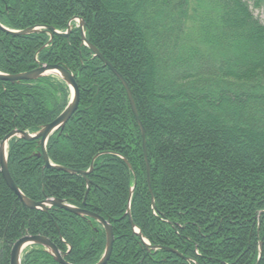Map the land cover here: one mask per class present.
Instances as JSON below:
<instances>
[{"label":"trees","instance_id":"16d2710c","mask_svg":"<svg viewBox=\"0 0 264 264\" xmlns=\"http://www.w3.org/2000/svg\"><path fill=\"white\" fill-rule=\"evenodd\" d=\"M75 17L131 92L154 206L123 85L82 46L75 27L68 38L51 39L47 31L15 37L0 30V73L58 65L74 76L78 107L46 153L60 167L92 166L87 191L81 176L44 169L36 141L14 138L7 167L20 192L109 220L115 240L107 264H255L260 240L264 264V25L242 0H0V25L9 30L64 32ZM68 98L67 86L52 76L0 82V141L13 130L36 133ZM133 184L130 214L141 235L190 262L148 250L132 233L122 216ZM24 235L48 238L69 264H95L105 246L103 230L89 218L24 208L0 173V264H9ZM21 264L57 263L33 246Z\"/></svg>","mask_w":264,"mask_h":264},{"label":"water","instance_id":"95a60500","mask_svg":"<svg viewBox=\"0 0 264 264\" xmlns=\"http://www.w3.org/2000/svg\"><path fill=\"white\" fill-rule=\"evenodd\" d=\"M73 21L78 23V28L80 30L81 34V44L87 47L90 52L98 58L106 67L109 68V70L119 79V81L122 83L123 88L126 92V96L129 102L130 109L132 111V114L135 118V121L140 129V134H141V140H142V154H143V159L145 163V172H146V185L148 192L150 194V200H151V205L152 207L154 206L153 203V197H152V190H151V184H150V168H149V163L146 155V148H145V131L144 128L139 120L131 92L123 80V78L116 72V70L112 67V65L104 59V57L98 52V50L92 46L90 43L87 42V40L84 37V22L80 18L73 19ZM45 29L49 32L50 37L53 35L60 36L63 38H68V35L70 34L71 26L67 27V30L65 33H60L54 30L51 27H44V26H35V27H29L25 30L21 31H11L8 30L0 25V30L8 35L19 37V36H26L30 34H36L42 32L41 30ZM56 76L60 80H62L69 88L70 92V98L69 101L64 108V110L58 115L57 118H55L52 122L49 124L44 125L41 127L38 132L29 134L27 132H22V131H11L9 134H7L0 142V173L2 175V178L4 182L6 183L7 187L13 192V194L17 197L21 205L29 210H41L43 212H47L48 208L50 207H55L60 210H63L67 213L73 214L75 216H80V217H85V218H90L94 221H96L103 229L104 235H105V247L103 254L101 258L98 260L96 264H107L111 254H112V249H113V244H114V235H113V230L112 227L109 223V220H105L102 217L88 212L87 210L81 209V208H76L69 206L65 204L63 201L54 199V200H43L39 202H34L28 198H26L15 186L13 183L7 169V163H6V156H7V145L8 142L13 139V138H19L23 141L26 142H31V141H36L37 146L40 148V156L42 157L43 160V168L45 169H52L55 171H60L66 174L70 175H78L81 176L82 178L85 179L86 183V188L87 191L89 189V182L86 179V176L92 171V166H90L88 172H82V171H75L71 169H67L64 167H60L57 165H52L49 161V158L46 153V144L48 139L58 130H62L65 126V124L72 118L73 114L75 113L78 104H79V89L78 86L76 85V82L74 80V77L72 74H70L66 69H64L61 66L58 65H44L40 66L32 71L29 72H24L20 74H15V75H5L0 73V82H8L10 84H15L19 83L21 81H35L39 78L47 77V76ZM99 155H96L93 159V161L98 157ZM124 163L127 165L128 169L131 170L130 165L128 162L123 159ZM134 186L130 189L129 195H128V202H127V208L126 212L122 216V219L126 218L130 229L132 230L133 234H135L141 241V243L148 248V250H166L170 253L175 254L179 258H182L183 260L190 262L189 259L182 257L178 252L175 250L169 249V248H163L160 246L156 247H150L148 243H146L144 237L141 235L140 231L136 226L133 224L131 215H130V210H129V202L130 198L133 192ZM84 205V203H83ZM264 215V211L260 212L259 216ZM259 223V222H258ZM36 245L43 247L46 253H48L56 262L57 264H68L66 261H64V255L60 254L57 248L55 247L54 244H52L48 239H46L43 236H24L18 239L12 246L9 254V264H21V255L22 252L29 246ZM262 246H263V241L260 240L258 242V257L257 261L255 264H259L261 255H262Z\"/></svg>","mask_w":264,"mask_h":264},{"label":"rangeland","instance_id":"374dc122","mask_svg":"<svg viewBox=\"0 0 264 264\" xmlns=\"http://www.w3.org/2000/svg\"><path fill=\"white\" fill-rule=\"evenodd\" d=\"M245 2L252 14V16L259 21L261 25H264V4H261L259 7H255V0H242Z\"/></svg>","mask_w":264,"mask_h":264},{"label":"bare ground","instance_id":"6f19581e","mask_svg":"<svg viewBox=\"0 0 264 264\" xmlns=\"http://www.w3.org/2000/svg\"><path fill=\"white\" fill-rule=\"evenodd\" d=\"M14 131V130H13ZM16 131V130H15ZM9 134V133H8ZM6 163H7V156H6ZM7 169H8V167H7ZM9 173V172H8ZM10 175V174H9ZM2 176V175H1ZM14 183V182H13ZM6 184V183H5ZM15 184V183H14ZM16 186V185H15ZM17 187V186H16ZM18 188V187H17ZM19 190V189H18ZM20 191V190H19ZM21 204V203H20ZM25 208V207H24ZM50 208H55V207H50ZM50 208H48V210L50 209ZM27 209V208H26ZM56 209H58V208H56ZM48 210H47V212H48ZM60 210V209H59ZM38 211H41V210H38ZM61 211H63V210H61ZM41 212H43V211H41ZM47 212H44V213H47ZM24 236H29V235H24ZM24 236H22V237H24ZM35 236H41V235H35ZM44 237V236H43ZM46 238V237H45ZM20 239V238H19ZM46 239H48V238H46ZM49 240V239H48ZM50 241V240H49ZM51 242V241H50ZM52 243V242H51ZM52 244H54V243H52ZM65 261V260H64Z\"/></svg>","mask_w":264,"mask_h":264}]
</instances>
